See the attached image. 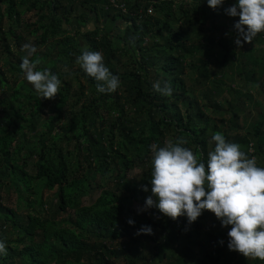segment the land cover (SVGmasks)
<instances>
[{
  "label": "trees",
  "instance_id": "1",
  "mask_svg": "<svg viewBox=\"0 0 264 264\" xmlns=\"http://www.w3.org/2000/svg\"><path fill=\"white\" fill-rule=\"evenodd\" d=\"M235 2L0 0V264H264L230 251V226L207 210L192 224L145 210L151 145L184 137L206 163L220 132L264 167V111L248 116L264 96V32L237 47ZM26 43L61 81L52 100L24 78ZM84 47L119 77L115 92L98 93L76 63ZM145 225L153 234L137 235Z\"/></svg>",
  "mask_w": 264,
  "mask_h": 264
},
{
  "label": "clouds",
  "instance_id": "2",
  "mask_svg": "<svg viewBox=\"0 0 264 264\" xmlns=\"http://www.w3.org/2000/svg\"><path fill=\"white\" fill-rule=\"evenodd\" d=\"M225 0H207L213 10ZM227 15L239 17L234 24L237 33L235 44L243 47L264 32V0H236L225 9ZM26 53L20 65L24 78L43 99L52 100L60 91L61 81L50 69L37 70L39 58L31 59L37 48L31 43L22 45ZM76 63L96 83L98 93H113L120 87L119 77L104 63L103 54L84 47ZM153 90L171 95V86L160 82ZM214 150L207 154L206 163L201 155L186 147L188 141L178 137L165 141L164 146L151 145V196L145 210L156 208L164 216L177 220L186 216L194 223L203 211L213 213L223 227H229L228 248L246 259L264 261V167L258 166L255 157L242 150L241 145L226 140L224 134L212 135ZM147 186L143 191L147 192ZM130 225L133 224L129 220ZM137 235L153 234L150 226H142ZM0 240V254H6Z\"/></svg>",
  "mask_w": 264,
  "mask_h": 264
},
{
  "label": "rangeland",
  "instance_id": "3",
  "mask_svg": "<svg viewBox=\"0 0 264 264\" xmlns=\"http://www.w3.org/2000/svg\"><path fill=\"white\" fill-rule=\"evenodd\" d=\"M189 1L190 0H185L186 3H189ZM24 19L26 21H28V22H34L36 20V17H35V14H29L26 17H24ZM93 21L96 22L95 19ZM228 23H230V21L227 20V23L226 24H228ZM73 28L74 29L77 28V24L76 23H75V25H74ZM228 30H231V27L226 28L225 26H223L222 33L226 37L230 36L229 34H227V31ZM201 61H203V60L200 59V58H194L192 60V63L193 64H200ZM228 77H233V75H231L230 70L228 71ZM188 78H190L191 81L194 79V77H193V75L191 73H189ZM73 87L74 88H77V85L76 84H73ZM255 103H257L256 104L257 107L252 108L250 115H248L250 121L257 117V115H258L257 109L258 110H261V111H264V96L258 95L255 98ZM63 120L64 121H62V122H57L56 123L57 124L56 125V130L57 131H59L62 127H64V125L66 124L67 117L65 116ZM140 175H141V171L133 170V171H131L129 173V180L138 179L140 177ZM99 192H101V191H99ZM44 196H45V199H47L49 201H52V200H54L55 192H51V193L46 192ZM98 196H99V193H95L92 198L84 199V205L85 206H91L92 204H94V202L96 201V199L98 198ZM10 200L11 201H10V204L9 205L13 207L14 204H15V202H16L15 197H12ZM135 208L139 209L137 206ZM64 218H67V216H64ZM11 239H16V238L15 237H10L9 240H11Z\"/></svg>",
  "mask_w": 264,
  "mask_h": 264
},
{
  "label": "built area",
  "instance_id": "4",
  "mask_svg": "<svg viewBox=\"0 0 264 264\" xmlns=\"http://www.w3.org/2000/svg\"><path fill=\"white\" fill-rule=\"evenodd\" d=\"M117 7H120L121 9L124 8V6H120V5H117ZM124 11L126 12L127 9H124ZM148 13L151 14L152 13V9H148Z\"/></svg>",
  "mask_w": 264,
  "mask_h": 264
}]
</instances>
